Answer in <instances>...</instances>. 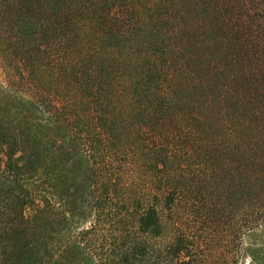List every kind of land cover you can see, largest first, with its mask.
<instances>
[{
    "label": "trees",
    "instance_id": "16d2710c",
    "mask_svg": "<svg viewBox=\"0 0 264 264\" xmlns=\"http://www.w3.org/2000/svg\"><path fill=\"white\" fill-rule=\"evenodd\" d=\"M0 46V264H198L164 208L264 202V0H0Z\"/></svg>",
    "mask_w": 264,
    "mask_h": 264
},
{
    "label": "rangeland",
    "instance_id": "374dc122",
    "mask_svg": "<svg viewBox=\"0 0 264 264\" xmlns=\"http://www.w3.org/2000/svg\"><path fill=\"white\" fill-rule=\"evenodd\" d=\"M6 83L0 62V85ZM230 200L221 199L226 203L215 212V199L184 194L171 209H163L164 234L152 239V245L164 249L181 228L194 239L198 264H264V202L252 199L245 215Z\"/></svg>",
    "mask_w": 264,
    "mask_h": 264
}]
</instances>
